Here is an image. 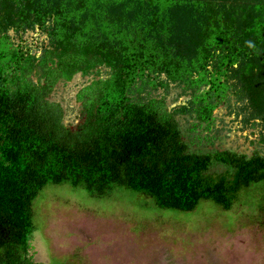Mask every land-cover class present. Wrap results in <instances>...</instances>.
<instances>
[{"label":"trees","instance_id":"16d2710c","mask_svg":"<svg viewBox=\"0 0 264 264\" xmlns=\"http://www.w3.org/2000/svg\"><path fill=\"white\" fill-rule=\"evenodd\" d=\"M218 1L0 0V264H43L31 254L33 201L48 183L96 197L122 186L159 208L190 211L202 199L230 209L242 189L264 182L260 150L193 146L192 131L211 129L229 100L233 64L249 65L264 47L262 19L240 22ZM134 2L139 19L117 12ZM165 15L163 33L149 35L148 21ZM35 27L48 35L39 53L21 40ZM100 67L106 75L75 94L81 120L72 128L50 95L58 81ZM162 74L158 84L191 89L187 103L170 109L164 95H141Z\"/></svg>","mask_w":264,"mask_h":264},{"label":"rangeland","instance_id":"374dc122","mask_svg":"<svg viewBox=\"0 0 264 264\" xmlns=\"http://www.w3.org/2000/svg\"><path fill=\"white\" fill-rule=\"evenodd\" d=\"M220 1L221 9L240 22L251 14L264 24V0ZM139 11L136 2L117 10L129 21L139 19ZM175 15L182 17L181 12ZM151 19L148 34L155 38L171 20L150 24ZM9 35L19 41L12 30ZM21 40L35 53L48 45L47 33L38 27L23 31ZM105 70L100 67L86 76L77 73L55 85L50 98L62 104L64 121L70 127L81 120L76 92L92 79L105 76ZM247 75L255 82L244 83ZM160 77L141 95L147 91L151 96L164 95L170 109L187 103L190 88L173 82L162 86L158 81L166 75ZM229 84V100L214 111L211 129L200 125L192 131L193 146L248 154L258 149L264 154V47L249 65L233 64ZM178 117L182 127L188 128L190 115ZM33 212L31 254L43 264H264V182L242 189L230 209L202 199L190 211L159 208L151 197L122 186L96 197L67 182L48 183L34 199Z\"/></svg>","mask_w":264,"mask_h":264}]
</instances>
